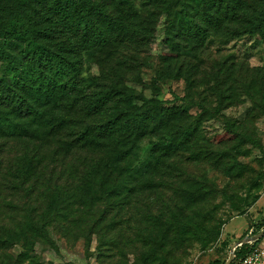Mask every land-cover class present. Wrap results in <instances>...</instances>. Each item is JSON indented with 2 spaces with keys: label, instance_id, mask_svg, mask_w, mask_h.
<instances>
[{
  "label": "trees",
  "instance_id": "obj_1",
  "mask_svg": "<svg viewBox=\"0 0 264 264\" xmlns=\"http://www.w3.org/2000/svg\"><path fill=\"white\" fill-rule=\"evenodd\" d=\"M112 1L115 2L113 8H108L105 0H0V139L12 137L43 142L57 136L63 139L61 145L65 151L75 148L96 151L97 159L91 169L84 172V180L97 181L98 190H92V197L113 196L120 208L136 199V188L131 184L136 175L138 179L153 173L169 177L179 175L171 160L179 151L188 152L185 160L204 162L223 172L234 168L225 161L227 157L234 159L233 164H239L229 148L237 151L238 147L249 143L264 153L255 133L239 131L235 121L225 122V134L212 137L202 134V115L210 116L203 104L193 100L191 95L198 67L180 52L181 47H189L188 50L195 54L198 47L203 49L201 46L208 36L220 30L228 37L254 34L264 27V7L257 15L241 18L232 15L233 12L227 14L226 0H140L141 7L147 9L142 15L134 0ZM194 2L199 8L198 14L191 10ZM156 9L170 13L171 17L162 39L168 52L165 50L162 55L163 68L156 72L153 84L156 79L183 78L185 96L191 98L177 94H173L172 100L145 98L122 81L123 77L139 81L136 65L129 64L126 58H111L112 53L130 45L139 47L142 52L149 50V43L155 37ZM94 57H97L98 72L84 75L85 62ZM213 75L218 100L216 108L226 99H231L226 103L231 105L230 91L239 81L236 69L233 64L220 65ZM256 75L262 78L264 69ZM175 100L189 102L201 110L191 114L190 107L174 104ZM148 136L153 137L150 151L141 167H135L139 143ZM233 141L236 144L229 148H219ZM108 152L113 155L112 164L105 162ZM84 161L89 164V159L84 158ZM40 164L41 160L34 155L24 153L18 157L15 172L8 173L13 177L32 176ZM108 180L111 183L106 186ZM208 181L207 178L202 181L190 178L195 190L182 201L203 202ZM125 183L128 193L119 196ZM103 186L107 191L101 192ZM61 197L59 190L49 195L38 217L41 225L49 224L53 216H58ZM177 197L172 194L160 208L146 207L132 214L145 221L148 227L144 234L138 229L139 240L145 243L159 239L163 241L160 248L167 242L171 250L179 248L185 240H193L199 247L216 240L220 231L215 220L186 213ZM207 220L213 223L208 224ZM22 225L19 231L0 225V264H10L9 254L4 250L13 244L19 232H27L29 236L47 234L44 226H38L33 217H27ZM89 231L92 233L94 227ZM121 234L120 231L109 238L100 234L99 247L107 244V239L108 243L119 245ZM244 234L246 231L242 236ZM244 251L242 247L238 253ZM22 256L28 257L24 252L19 255L21 260ZM149 259L154 264L182 263L181 258L170 256L168 252L164 255L151 252L146 255L145 263Z\"/></svg>",
  "mask_w": 264,
  "mask_h": 264
},
{
  "label": "rangeland",
  "instance_id": "obj_2",
  "mask_svg": "<svg viewBox=\"0 0 264 264\" xmlns=\"http://www.w3.org/2000/svg\"><path fill=\"white\" fill-rule=\"evenodd\" d=\"M105 2L108 8L114 7V1ZM134 4L145 15L147 9L141 7V1L134 0ZM225 4L228 5L227 14L233 12L232 15L242 18L259 14L264 7V0H226ZM191 10L198 14L199 8L195 2ZM154 12L155 37L149 43V50L142 52L139 47L130 45L112 53L111 58H126L129 64L133 62L136 65L139 81L128 77H123L122 81L145 98L172 100L173 94L185 98L183 78L156 79L153 84L156 72L163 68L162 55L165 50L168 52L162 39L171 17L165 11L156 9ZM201 47L203 49L198 47L195 54L188 50L189 47H181L180 52L198 67L191 95L193 100L203 104L210 116L207 118L206 113L202 115V134L209 137L225 134V122L235 121L239 131H253L264 149V76L260 78V75H256L261 74L264 69V27L254 34H239L235 37L225 36L224 30H220L208 36ZM96 60L97 57H94L85 62L82 72L84 75L98 72ZM228 64H233L239 81L235 82L230 91L233 103L226 105L231 100L226 99L220 108H216L218 100L213 86V73L220 65ZM1 68L2 62L0 76ZM173 103L190 107L188 110L191 114H197L201 110L186 101L175 100ZM152 139L153 137L148 136L139 143L138 159L133 164L135 167H141L146 159ZM61 140L63 139L57 136L42 140L43 142L12 137L0 139V225L19 231L27 217H33L38 226H44L47 230L45 236H29L27 232L15 235L13 244L4 250L9 254L7 259L10 264H154L152 259L145 263L146 255L151 252L162 255L168 252L170 256L181 258V264H224L229 252L228 242L239 239L252 225L256 226L254 229L258 228V232L264 229V153L249 143L241 145L237 151L229 148L231 144H236L235 141L219 147L229 148L230 154H235L239 162L233 164L234 159L227 157L225 161L234 168L226 172L204 162L185 160L188 152L179 151L171 159L179 175L169 177L153 173L143 179H138L136 175L135 180L131 181L136 188V199L131 200L132 204H124L120 208L118 200L113 196L92 197V190H98L97 181L89 183L84 180V172L90 170L97 159L96 151L88 148L65 151ZM24 153L41 160L38 171L28 177H13L8 172H15L18 157ZM84 158L94 162L88 161L89 164H86ZM107 159V164L113 163V155L109 152ZM190 178L209 180L205 183L203 202L189 204L187 199L182 201L186 198L185 195L195 190L190 184ZM110 183L108 180L106 186ZM123 186L118 192L119 196L128 193L127 183ZM104 187H101V192L107 191ZM55 190H59L62 196L58 216H53L49 224L41 225L38 217L47 204L49 195ZM172 194L181 199L180 205L184 206L186 213L192 212L197 218L215 220L220 231L216 240L205 247H199L193 240H185L176 250H171V245L167 242L160 248L163 241L159 239L157 242L140 241L138 229L144 234L148 227L145 221L134 218L132 214L143 211L146 207L152 210L160 208ZM102 213L103 217H99ZM212 220L206 222L212 224ZM91 227H94L92 233L89 231ZM120 231L123 238L120 239L121 243L118 242L119 245L108 243L107 239L108 245L99 247L100 234L109 238ZM1 236L4 237L5 234ZM23 252L28 257L22 256L21 260L19 255Z\"/></svg>",
  "mask_w": 264,
  "mask_h": 264
},
{
  "label": "built area",
  "instance_id": "obj_3",
  "mask_svg": "<svg viewBox=\"0 0 264 264\" xmlns=\"http://www.w3.org/2000/svg\"><path fill=\"white\" fill-rule=\"evenodd\" d=\"M245 231L246 234L234 241L236 244L232 248V258L229 264H264V234L255 238L254 236L258 232L253 226L248 227ZM234 242L229 243V251ZM242 247H245V251L239 254L238 250Z\"/></svg>",
  "mask_w": 264,
  "mask_h": 264
},
{
  "label": "water",
  "instance_id": "obj_4",
  "mask_svg": "<svg viewBox=\"0 0 264 264\" xmlns=\"http://www.w3.org/2000/svg\"><path fill=\"white\" fill-rule=\"evenodd\" d=\"M263 234H264V229H262V230H260L258 233H256V235H255L254 237H255V238H259V237L262 236ZM235 244H236L235 242L231 244V246H230V251H229V253H228V257H227V259H226V261H225L224 264H229V263H230L231 258H232V248L234 247Z\"/></svg>",
  "mask_w": 264,
  "mask_h": 264
}]
</instances>
